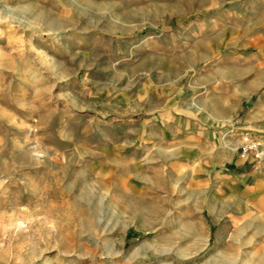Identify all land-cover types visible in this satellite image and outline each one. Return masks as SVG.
<instances>
[{
    "label": "rangeland",
    "instance_id": "374dc122",
    "mask_svg": "<svg viewBox=\"0 0 264 264\" xmlns=\"http://www.w3.org/2000/svg\"><path fill=\"white\" fill-rule=\"evenodd\" d=\"M0 264H264V0H0Z\"/></svg>",
    "mask_w": 264,
    "mask_h": 264
},
{
    "label": "bare ground",
    "instance_id": "6f19581e",
    "mask_svg": "<svg viewBox=\"0 0 264 264\" xmlns=\"http://www.w3.org/2000/svg\"><path fill=\"white\" fill-rule=\"evenodd\" d=\"M230 146L232 147V149H233V150H235V149H236V145H235V144H230ZM153 247H154V244H151V245H148V247H147V248H148L149 250H150V249L152 250V249H153Z\"/></svg>",
    "mask_w": 264,
    "mask_h": 264
}]
</instances>
